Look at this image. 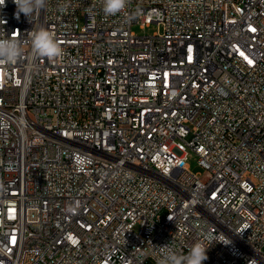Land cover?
<instances>
[{
	"label": "built area",
	"instance_id": "built-area-1",
	"mask_svg": "<svg viewBox=\"0 0 264 264\" xmlns=\"http://www.w3.org/2000/svg\"><path fill=\"white\" fill-rule=\"evenodd\" d=\"M15 13L0 0L23 51L0 63V264H158L195 243L203 264H264V0ZM41 28L59 60L32 54Z\"/></svg>",
	"mask_w": 264,
	"mask_h": 264
},
{
	"label": "clouds",
	"instance_id": "clouds-1",
	"mask_svg": "<svg viewBox=\"0 0 264 264\" xmlns=\"http://www.w3.org/2000/svg\"><path fill=\"white\" fill-rule=\"evenodd\" d=\"M16 5L15 16L17 19L23 14L28 20L37 10L46 6V0H13ZM128 4V0H103V12L105 15L121 13ZM32 54L36 57H44L50 61L59 60L64 55L63 49L57 42L53 33L46 29L29 31ZM23 55L21 43L13 38H0V63H14ZM78 204L68 209L75 213ZM161 251L158 264H203L208 259L207 248L201 243L193 244L187 254L178 253L170 244L158 246Z\"/></svg>",
	"mask_w": 264,
	"mask_h": 264
},
{
	"label": "rangeland",
	"instance_id": "rangeland-1",
	"mask_svg": "<svg viewBox=\"0 0 264 264\" xmlns=\"http://www.w3.org/2000/svg\"><path fill=\"white\" fill-rule=\"evenodd\" d=\"M79 23L82 24V16L79 14ZM161 28L158 26L155 22H150L148 25H145L144 27H140L138 24H134L132 26V31L135 34H147L150 35L155 31H160ZM197 154L187 147V158L186 163L189 167V170L197 173L200 176H204V168L198 163L197 161ZM137 229V227H135Z\"/></svg>",
	"mask_w": 264,
	"mask_h": 264
},
{
	"label": "bare ground",
	"instance_id": "bare-ground-1",
	"mask_svg": "<svg viewBox=\"0 0 264 264\" xmlns=\"http://www.w3.org/2000/svg\"><path fill=\"white\" fill-rule=\"evenodd\" d=\"M207 223H214V216H207Z\"/></svg>",
	"mask_w": 264,
	"mask_h": 264
},
{
	"label": "snow or ice",
	"instance_id": "snow-or-ice-1",
	"mask_svg": "<svg viewBox=\"0 0 264 264\" xmlns=\"http://www.w3.org/2000/svg\"><path fill=\"white\" fill-rule=\"evenodd\" d=\"M249 63H251V61H249Z\"/></svg>",
	"mask_w": 264,
	"mask_h": 264
}]
</instances>
